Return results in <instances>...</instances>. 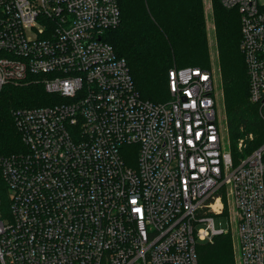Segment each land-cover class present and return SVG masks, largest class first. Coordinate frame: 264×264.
<instances>
[{
    "label": "built area",
    "instance_id": "built-area-1",
    "mask_svg": "<svg viewBox=\"0 0 264 264\" xmlns=\"http://www.w3.org/2000/svg\"><path fill=\"white\" fill-rule=\"evenodd\" d=\"M221 2L264 120V0ZM120 20V0H0V90L64 99L13 110L25 149L0 156V264H199L228 201L238 263L264 264V143L227 148L212 69L172 67L170 99L143 98L106 40Z\"/></svg>",
    "mask_w": 264,
    "mask_h": 264
},
{
    "label": "trees",
    "instance_id": "trees-1",
    "mask_svg": "<svg viewBox=\"0 0 264 264\" xmlns=\"http://www.w3.org/2000/svg\"><path fill=\"white\" fill-rule=\"evenodd\" d=\"M223 110L233 143L248 134L254 146L264 143V120L250 100L249 76L241 49V16L237 9L211 0ZM121 20L106 31V40L126 58L141 96L153 102L170 99L169 69L212 66L204 0H120ZM64 99L36 80L7 84L0 90V156L25 149L13 115L17 107H35ZM0 194L7 192L0 167ZM199 264H235L230 232L197 246Z\"/></svg>",
    "mask_w": 264,
    "mask_h": 264
},
{
    "label": "rangeland",
    "instance_id": "rangeland-1",
    "mask_svg": "<svg viewBox=\"0 0 264 264\" xmlns=\"http://www.w3.org/2000/svg\"><path fill=\"white\" fill-rule=\"evenodd\" d=\"M205 3V16L207 20V28H208V34H209V41L211 45V54H212V66L210 69L213 70L216 81L219 87V100H218V109L220 110L222 117V125L224 128L225 136H226V141H230V145H227V148L232 151L234 155H236L235 147L236 143L232 142V139H228V127L226 125L225 121V114L223 110V100H222V93H221V83H220V68H219V63H218V58H217V50H216V36H215V30H214V22H213V6L211 3V0H204ZM250 134L246 135L245 137L242 138H247ZM254 136V135H253ZM230 201L227 203L226 207V212H230V217L222 214V215H215V221L216 225L219 227H224L226 229H229L231 238H232V243H233V251H234V258H235V264L238 263V236H237V231H236V220L234 216V211L230 208L229 206ZM203 243V242H200Z\"/></svg>",
    "mask_w": 264,
    "mask_h": 264
}]
</instances>
